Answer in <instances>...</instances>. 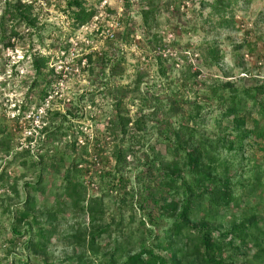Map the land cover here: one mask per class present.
<instances>
[{
  "label": "rangeland",
  "instance_id": "1",
  "mask_svg": "<svg viewBox=\"0 0 264 264\" xmlns=\"http://www.w3.org/2000/svg\"><path fill=\"white\" fill-rule=\"evenodd\" d=\"M18 1L31 6L35 28L8 20L6 11H13ZM66 1L0 0V264L102 260L81 249L73 253L65 240L71 226L87 224L82 215L61 216L45 255L25 248L29 239L36 241L41 225H32L31 233L20 227L17 237L12 233L16 212L28 195L34 196L37 209L54 204L62 172L71 163L78 164L87 198L102 199L104 222L111 225V238L98 240L102 250L129 234L170 263L156 247L165 241L170 221L159 214L153 192L163 178L157 170L169 159V135L197 104L205 115L199 133L214 139L236 136L227 124L230 119L222 118L223 109L207 98L208 88L264 82V0H224L225 11L218 14L214 0H82L94 16L79 28L71 18L75 9L69 10ZM149 2L153 15L145 22L142 13ZM206 45L220 51L218 65L204 60ZM239 45L243 47L237 50ZM38 56L47 59L39 74L31 65ZM116 104L122 116L145 117L143 131L130 126L125 135L118 127L110 131ZM219 123L228 131H221ZM251 125L248 120L247 129ZM244 146L233 159L220 149V160L239 166L232 178L237 205H231L222 222L230 228L252 211L263 228V187L251 194L250 186L257 175L264 186V145L252 136ZM116 150L126 153L124 164L116 161ZM40 157L43 164L37 166ZM39 176L43 190L33 195L25 184H35ZM245 253L226 251L224 259L254 264L251 253Z\"/></svg>",
  "mask_w": 264,
  "mask_h": 264
},
{
  "label": "trees",
  "instance_id": "2",
  "mask_svg": "<svg viewBox=\"0 0 264 264\" xmlns=\"http://www.w3.org/2000/svg\"><path fill=\"white\" fill-rule=\"evenodd\" d=\"M148 5L142 13L145 22L153 15L151 2ZM66 7L69 10L75 9L71 12V18L77 28L87 24L94 16V11L86 8L82 0H67ZM212 7L215 13H223L225 1L214 0ZM12 9L13 11H6L8 20L21 21L28 28H35L36 18L31 14V6L18 1ZM11 35L17 34L11 31ZM7 46L12 47L10 44ZM205 47V51L201 52L204 60L209 66L218 65L223 58L218 48L214 45ZM242 47L239 45L236 48L240 50ZM46 62V58H34L31 65L35 73H41L46 67ZM194 75L199 74L197 72ZM44 97L45 94L42 98ZM207 98L215 100L223 109L222 118L230 119L227 124H231L230 129L236 132V136H220L214 139L199 133L198 125L203 123L205 115L201 114L202 107L197 104L193 112L186 118L181 116L177 128L171 130L168 138L171 145L167 150L169 159L161 163L157 170L163 178L153 191L154 195H157L154 205L159 209V214L170 221L165 241L156 247L168 254L170 263L156 253L152 246L143 241H132L129 234L122 233L120 239L116 237L114 240L112 249L102 250L98 240L103 235L111 238V225L104 222L102 199L87 198L86 188L79 181L78 164L75 163H71L69 168H64L62 183L50 208L37 209L34 196L26 197L22 208L16 212L12 233L17 237L21 235L18 228H24V233H31L32 225H41L34 234L36 241L29 239L25 248L34 255H45L47 244L58 231L61 216L82 215L83 222L87 221V224L82 223L86 226L74 224L70 227L73 232L65 236V240L73 245V253L81 249L82 253L100 256L102 260L99 264H234L224 259V253L241 249L246 250L245 255L247 252L251 253L250 263L264 264V226H260L255 213L250 211L248 217L243 216L240 222L231 224L230 228L223 225V218L230 211L231 205H237L232 178L239 166H234L232 160H220L219 156L220 149L226 150L230 159L240 156L245 141L252 136L261 140L264 145V82L245 88L235 87L230 82L213 84L208 88ZM115 107L116 114L110 121V131L118 127L122 135H125L128 126L138 132L143 131L145 117L131 120L119 113V104ZM253 115L256 116L255 119ZM248 120H252L250 129H247ZM218 127L221 131L229 129L221 128L220 123ZM114 156L118 163L124 164L126 153L116 150ZM42 164L40 157L37 166ZM30 166L33 167V164ZM51 167H55V164ZM260 181L257 175L250 186L251 194L261 187L264 193V186ZM25 186L33 189V195L38 191L42 192V177L39 176L35 184ZM182 248L187 251L182 252ZM177 254L188 260L183 263L181 258H177ZM43 264L51 263L44 261ZM73 264L88 263L79 257Z\"/></svg>",
  "mask_w": 264,
  "mask_h": 264
}]
</instances>
